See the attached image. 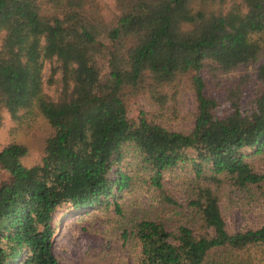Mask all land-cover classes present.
Instances as JSON below:
<instances>
[{
    "label": "trees",
    "instance_id": "obj_1",
    "mask_svg": "<svg viewBox=\"0 0 264 264\" xmlns=\"http://www.w3.org/2000/svg\"><path fill=\"white\" fill-rule=\"evenodd\" d=\"M52 2L59 12L48 17L39 0H0V110L17 122L44 117L52 129L38 164L21 162L23 145L0 150V264H63L53 253L58 207L113 205L122 215L124 190L147 182L163 191L164 172L176 166L238 187L264 182L246 160L264 152V61L246 102L245 81L217 75L264 56V0H115L113 23L97 0ZM46 62L48 83L60 74L56 99L44 91ZM185 77L196 102L189 132L144 110L128 118L126 90L164 104ZM195 190L196 228L172 232L142 218L123 232L139 244V264H264V224L231 233L217 194Z\"/></svg>",
    "mask_w": 264,
    "mask_h": 264
},
{
    "label": "rangeland",
    "instance_id": "obj_2",
    "mask_svg": "<svg viewBox=\"0 0 264 264\" xmlns=\"http://www.w3.org/2000/svg\"><path fill=\"white\" fill-rule=\"evenodd\" d=\"M41 12L45 16L58 14L59 10L52 0H39ZM97 7L103 20L113 23L118 16L115 0H97ZM0 34V40L3 38ZM264 61L259 60L217 75L224 82L245 81L243 102L252 92L253 80L258 67ZM51 63L46 62L42 76L44 91L56 99L59 92L60 74H56L57 83L51 85ZM185 77L184 82L176 89L167 88V99L164 104L154 101L148 92L132 93L126 90L123 99L129 119L136 120L140 110H144L149 119L172 130L189 132L192 129L195 115V96ZM210 88V93L222 100V92ZM52 129L44 117H25L17 122L5 110H0V150L9 144H20L26 147L27 153L21 158L26 166L38 164L44 155L45 141ZM246 160L257 173H264V152L249 154ZM0 167V175H4ZM208 175L196 178L190 166H176L164 172L163 191L147 182H142L124 190L118 201L123 214L118 215L113 205L108 207L71 211L61 206L53 213V222H57L53 237V253L63 264H139L140 247L133 236L123 237L124 231L132 229V222L142 218L154 220L174 232L179 225H190L196 228L198 219L189 205L196 185L209 187L218 198L229 232L242 229L258 228L264 224V182L245 187L235 185L229 176L218 175L216 179ZM3 178L0 177V182ZM167 195L177 205L164 200Z\"/></svg>",
    "mask_w": 264,
    "mask_h": 264
}]
</instances>
